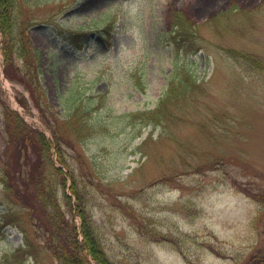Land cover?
<instances>
[{
  "label": "rangeland",
  "instance_id": "obj_1",
  "mask_svg": "<svg viewBox=\"0 0 264 264\" xmlns=\"http://www.w3.org/2000/svg\"><path fill=\"white\" fill-rule=\"evenodd\" d=\"M6 1L0 264H62L73 188L112 264H264V0Z\"/></svg>",
  "mask_w": 264,
  "mask_h": 264
},
{
  "label": "trees",
  "instance_id": "obj_2",
  "mask_svg": "<svg viewBox=\"0 0 264 264\" xmlns=\"http://www.w3.org/2000/svg\"><path fill=\"white\" fill-rule=\"evenodd\" d=\"M6 2H7L6 0H2L0 2V7L2 6V9H3L2 11H4L5 8L9 6V4H7L5 7ZM6 25H7L6 20H4V22L2 24H0V27L2 28L1 32L4 34H7L8 28L5 27ZM181 29H182V26H180L178 23H175V24H173V28L170 31V33H174V34H175V32H178V36H175L177 38V41H179L180 38H181V40L186 39V38L188 39L186 33L182 34V36H180ZM7 42H8V40L5 39V37H3V43L7 44ZM8 66H11V65L8 64ZM192 73H194V72L189 70V68H187L185 66V64L175 66V68L173 70H171L170 75L168 77L170 88L166 91H169L170 93L174 92V90H175L174 87H175L176 83H179L180 86H184V83L186 81H189V84L194 85V83L196 81H195L194 77L192 76ZM179 74H181V75H179ZM162 105L165 107L163 102H162ZM91 106H92V104L90 106H87L84 103L80 106V109H81L82 113H84L85 115H91L93 113ZM92 107H95V106L93 105ZM97 109L98 108H96V110ZM76 110H79V108H76L75 111ZM142 114L146 115L147 117H148V114L152 118L156 117L155 111L148 110V111L142 112ZM13 118L15 119V121L18 124H20V125L23 124L20 121L18 116H13ZM38 135L40 137L43 136L41 133H38ZM42 138H44V137H42ZM47 142H49V141H47ZM52 142L55 143L54 144L55 146H57V145L59 146V148H57L58 157L63 156V150H61L62 147H61V142L59 141V139L57 137H54ZM60 147H61V149H60ZM37 163H39L40 166L42 167L45 165L44 163H47L49 165L50 161L43 158V159L38 160ZM49 167L52 168L51 166H49ZM43 172H44V169H42V168H40L39 171L37 172L38 178H40L42 176L41 180H43V177H44ZM3 178H4V180H7L8 175L7 174L3 175ZM73 192H74V196H75V199H74L75 205L73 206V209L79 215L81 223H80V225L68 224L69 230H67V231H68L69 235L66 236V240L63 242V244L57 245L55 243L57 236H52L55 240V242L50 243V245L53 247L52 253L57 256L58 260L62 264H95L92 261H90V257L93 258L94 262H97L96 264H112L106 258V256L104 255V253L100 250V248L98 246L99 243L94 236L93 229H92L91 223L89 221V216L85 210L84 202H83V199L81 197L82 195L79 194L80 193L79 191H78L79 193L76 192L75 188H73ZM63 196H64L65 200H67L69 206L71 207V204H70V202L72 203L71 196L67 195V193H65ZM46 197L48 199H50L51 202L54 203L55 191L47 192ZM50 201L46 202L47 207L50 206ZM53 208L54 209L56 208L55 204H53ZM71 210H72V207H71ZM55 215H57V214H55ZM66 228H67V226H66ZM78 231L80 232V234L82 236L81 239H79V237H78ZM80 251H81V253H80Z\"/></svg>",
  "mask_w": 264,
  "mask_h": 264
}]
</instances>
